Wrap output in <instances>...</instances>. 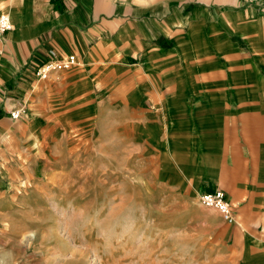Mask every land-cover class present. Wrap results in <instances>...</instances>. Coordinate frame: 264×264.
<instances>
[{"label": "crops", "instance_id": "1", "mask_svg": "<svg viewBox=\"0 0 264 264\" xmlns=\"http://www.w3.org/2000/svg\"><path fill=\"white\" fill-rule=\"evenodd\" d=\"M0 13L1 133L29 98L114 158L148 156L170 191L222 190L236 223L219 214L216 264H264V0H0ZM52 51L78 63L40 80Z\"/></svg>", "mask_w": 264, "mask_h": 264}, {"label": "rangeland", "instance_id": "2", "mask_svg": "<svg viewBox=\"0 0 264 264\" xmlns=\"http://www.w3.org/2000/svg\"><path fill=\"white\" fill-rule=\"evenodd\" d=\"M21 105L0 132V260L216 264L217 210L163 186L148 156L122 146L114 158L91 127L67 131L62 117H35L29 98Z\"/></svg>", "mask_w": 264, "mask_h": 264}, {"label": "built area", "instance_id": "3", "mask_svg": "<svg viewBox=\"0 0 264 264\" xmlns=\"http://www.w3.org/2000/svg\"><path fill=\"white\" fill-rule=\"evenodd\" d=\"M13 30L12 20L7 14L0 15V37ZM3 52L0 48V54ZM51 58L39 65L36 68L35 76L40 80H45L54 72L67 71L77 65V57L74 54L60 57L57 53L51 52ZM23 111L17 110L11 113V118L14 120L22 116ZM199 202L205 208H213L217 210L221 217L230 224L236 223L235 212L233 204L226 198L225 192L216 190L214 192H206L199 196Z\"/></svg>", "mask_w": 264, "mask_h": 264}, {"label": "bare ground", "instance_id": "4", "mask_svg": "<svg viewBox=\"0 0 264 264\" xmlns=\"http://www.w3.org/2000/svg\"><path fill=\"white\" fill-rule=\"evenodd\" d=\"M25 187V186H24ZM29 187V189H32L33 187L31 186V185H29L28 186ZM32 235L30 234V235H27V234H25V237H31ZM27 239V238H26ZM120 242V241H119ZM124 264V263H123Z\"/></svg>", "mask_w": 264, "mask_h": 264}]
</instances>
